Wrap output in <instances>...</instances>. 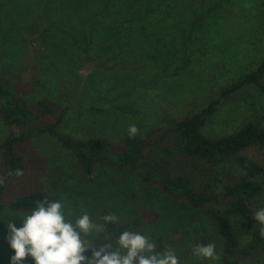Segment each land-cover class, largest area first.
I'll return each instance as SVG.
<instances>
[{"label": "rangeland", "instance_id": "obj_1", "mask_svg": "<svg viewBox=\"0 0 264 264\" xmlns=\"http://www.w3.org/2000/svg\"><path fill=\"white\" fill-rule=\"evenodd\" d=\"M3 1L8 0H0ZM77 1L67 0L62 10L66 17L72 2L77 5L95 2V14H91L102 17L93 19L95 23L87 28L78 23V52L86 54L85 49L89 47L88 53L74 52L78 53L74 60H66L69 67L59 64L58 68L53 66L51 69L50 58L56 53L59 55L61 45L54 46L56 41L47 42V37L42 38L41 34L33 35L34 28L16 33L10 24V15L0 8V76L16 77L31 64L38 65L42 72L40 93L54 99L58 109L66 104L75 108L74 117L65 125V131L77 138L104 135L118 139L128 133L132 124L138 127L139 133L151 126L172 125L201 111L219 97L222 87L254 71L264 59V0H183L184 3L174 6L171 14L165 13L162 20L159 13L138 14V9L131 5L135 0ZM136 1L143 3L142 0ZM152 2L144 0L146 7ZM50 4L61 8V0H31L30 5L32 10L39 6L48 10ZM13 5L17 8L16 4ZM186 5L193 9L194 24L197 27L199 19L200 27L197 31L189 29L181 34L179 29L183 25L189 28L185 20L191 15L180 14L179 9ZM77 15L81 19L85 13ZM19 21L27 23L22 17ZM137 24L139 30H135ZM83 38H88L92 46H88ZM35 40L38 41L33 42ZM72 64L75 67H71ZM52 69L57 71L55 82L49 77ZM94 72L97 74L88 84L86 79ZM68 73L78 77L77 83L65 76ZM83 106L100 108L104 117L95 115L84 119V110L87 109ZM219 109L205 130L212 137L232 134L249 122L261 123L264 95L249 87L224 99ZM6 133L0 119V143ZM27 150L26 172L7 185L5 201L8 204L27 193L45 189L59 196V201L65 205V213L72 211L71 219L87 212L95 222H101L98 201L106 197L101 194L103 187L98 184L100 176L88 180L71 155L55 141L33 143ZM246 155L264 165L262 152L251 149ZM181 168L183 173L218 193L239 176L233 160L216 166L204 160H189ZM146 197L141 200L145 205L131 207V210L125 209L124 204L114 205L119 221L130 219L144 206L152 205L158 209L154 211L159 212V219L139 232L154 242L160 237L176 241L187 233L186 238L170 247L175 250L180 264H219L223 255L246 247L250 242L251 234L240 221L234 223L229 233L221 234L210 220L201 216L192 220L190 216L180 218L176 216L179 211L162 203L158 195L149 197L146 191ZM261 207H264V195L251 206L250 221L256 222L252 211ZM9 217L20 216L0 211V220L4 222ZM13 223L17 228L22 226L19 218H14ZM7 235L6 226L0 232V264H10V257L14 255ZM97 238L96 234L88 237L93 243ZM198 243H215L219 262L193 256L192 248ZM24 264H34V261L29 257ZM239 264H264V256Z\"/></svg>", "mask_w": 264, "mask_h": 264}, {"label": "trees", "instance_id": "obj_2", "mask_svg": "<svg viewBox=\"0 0 264 264\" xmlns=\"http://www.w3.org/2000/svg\"><path fill=\"white\" fill-rule=\"evenodd\" d=\"M142 1L143 3H138L135 0L131 4L138 9V14L144 16L159 13L161 20L165 13L171 14L178 4L184 3L183 0H153L146 7L144 0ZM13 4H16L17 8H14ZM30 4L31 0H8L0 2V8L6 15H10L9 21L16 33H24L34 28L33 35L41 34L42 38L47 37V42L52 39L56 41L54 46L61 45L59 55L56 53L55 57L50 58L49 69L59 64L69 67L70 64L66 60H74L78 53H88L89 47L85 49L86 54L78 52L79 39L76 34L79 22L83 28H87L95 23L93 19L102 17H93L91 14H95V2L85 5L72 2L69 5L71 9L67 10V17L62 13L67 0H61V8L57 4H50L48 10L41 9V6L32 10ZM179 9L180 14L191 15L185 20L189 23V28L183 25L179 29L180 33H187L189 29L192 32L197 31L200 20L197 18L199 24L196 27L193 9L187 5ZM79 12L85 13L81 19L77 17ZM20 17L25 18L27 23L19 21ZM135 30H139L138 24ZM83 39L88 46H92L88 38ZM36 41L38 40L33 42ZM60 56L61 61H58ZM71 67L75 66L72 64ZM49 71V77L55 82L57 71ZM41 74V68L31 64L16 77L0 76V119L7 131L6 137L0 143V211H10L22 217L35 208L37 201H59L57 194L45 189L27 193L9 204L5 201L7 185L20 176L16 174L17 170L22 174L27 170V148L37 142L55 141L65 153L71 155L88 180L100 176L98 184L103 187L101 194L106 197L98 201L100 223H104L101 217L105 215H117L118 211L114 205L118 203L124 204V208L128 210L141 206L144 204L141 200L147 199L148 191L149 197L152 194L158 195L162 203L179 211L176 216H190V220L201 216L206 221L210 220L212 226L221 234L233 230L237 221L249 230L251 238L248 246L233 249L223 255L219 264H239L241 261L264 256V237L260 235V224L250 221L251 206L264 195V165L246 155V151L251 149L264 155V117L261 123H246L232 134L212 137L205 132L220 111L224 99L249 87L256 88L264 95V59L254 71L222 87L219 97L211 100L198 113L172 125L151 126L133 138H130L128 133L118 139L104 135L77 138L66 132L65 125L74 117L75 108L66 104L58 109L54 99L42 95L39 91L42 85ZM95 74L97 72L90 74L86 79L88 84ZM65 76L77 83L78 77L75 74L68 73ZM83 107L87 109L84 110V119L103 115L100 108ZM189 160H204L213 166L233 160L239 169V176L222 192H214L201 185L194 177L182 172L181 166ZM129 184L130 186H127ZM141 190L144 191L143 194ZM154 210L158 209L152 205L144 206L130 219L106 224V231L97 235L93 247L108 242L114 246L116 238L122 232L144 230L159 219V212ZM5 227V223L0 220V232ZM186 236L187 233H184L175 239L176 241L160 237L155 241L156 251L163 252ZM85 255L90 258L91 249Z\"/></svg>", "mask_w": 264, "mask_h": 264}, {"label": "clouds", "instance_id": "obj_3", "mask_svg": "<svg viewBox=\"0 0 264 264\" xmlns=\"http://www.w3.org/2000/svg\"><path fill=\"white\" fill-rule=\"evenodd\" d=\"M127 132L133 138L139 129L132 124ZM16 174L22 175L19 170ZM64 209L62 201L45 199L37 201L30 213L4 221L8 229L6 239L14 251L10 264H24L29 257L34 264H180L174 249L158 252L155 242L138 231L122 232L115 240V247L110 242L93 247L88 237L105 232L106 224L118 223L119 217L111 213L101 217L104 223H98L84 212L73 220L70 218L72 211L66 214ZM252 213L253 219L260 224V235L264 237V207ZM14 218L22 221L21 227L15 226ZM89 249L90 258L85 255ZM192 255L201 260H220L215 243L196 244Z\"/></svg>", "mask_w": 264, "mask_h": 264}]
</instances>
